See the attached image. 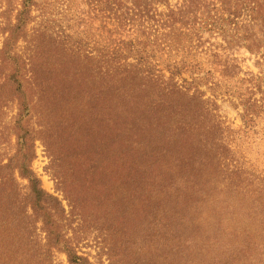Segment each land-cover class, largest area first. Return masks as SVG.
Returning <instances> with one entry per match:
<instances>
[{
    "label": "rangeland",
    "instance_id": "374dc122",
    "mask_svg": "<svg viewBox=\"0 0 264 264\" xmlns=\"http://www.w3.org/2000/svg\"><path fill=\"white\" fill-rule=\"evenodd\" d=\"M179 2L169 0L173 7ZM21 4L0 0V50ZM31 17L28 36L9 42L7 56L26 60L36 47L37 71L52 68L59 39L67 47L81 41L86 51L107 38L84 0H36ZM239 27L244 37L225 41L206 33L196 51L166 55L170 61L186 59L201 79L198 90L211 103L212 117L197 124L220 127L215 146L212 133L200 136L202 147L212 144L214 153L201 170L172 150L168 162H158L161 168L149 162L140 176L139 168L116 160L115 139L104 146L103 124L86 113L87 89L75 105L50 99L39 110L37 90L18 96L3 84L11 68L0 67V264H70L63 244L90 264H217L221 250L213 243L229 238L218 224L233 231L241 225L251 233L264 227L249 218L253 201L264 203V44L248 51L250 28L240 22ZM44 81L54 84L53 74ZM87 162L99 169L97 175L88 172ZM21 163L47 195L39 208L18 172ZM247 191L255 193L253 199ZM47 217L62 245L50 237Z\"/></svg>",
    "mask_w": 264,
    "mask_h": 264
},
{
    "label": "trees",
    "instance_id": "16d2710c",
    "mask_svg": "<svg viewBox=\"0 0 264 264\" xmlns=\"http://www.w3.org/2000/svg\"><path fill=\"white\" fill-rule=\"evenodd\" d=\"M84 1L90 8L91 18L102 21L106 41L85 51L81 41H74L71 47H67L66 41L59 39L52 68L37 71L34 61L36 47L29 50L26 60L16 55L7 56L8 43L27 37V26L32 22L36 0H22L16 22L10 27L0 50V67L11 68L3 77V84L11 87L18 96L30 88L37 90L35 101L39 110L50 99L52 102L54 99L62 100V105L72 101L75 105L85 98L81 89H87L91 107L86 113L103 124L102 132L106 134L104 146L108 147L109 140L115 139V148L119 149L116 160L131 169L139 168L140 176L145 174L143 168L149 162L155 163L153 167L161 168L158 162H168L165 156L172 150L177 157L179 152L183 153L182 162L188 160L201 170L202 165L209 161L210 154L213 161L214 153L210 147L212 144L207 145L208 149L207 146L202 147L205 144L202 145L200 136L212 133L211 140L215 141V146L221 136L220 127L197 124L206 117H212L208 107L211 103L198 90L201 79L193 71L194 65L186 59L170 61L166 55L170 57L175 52L177 56L181 50L191 51L192 48L196 51L206 33L222 36L225 41L227 38L244 37L240 36L239 22L250 28L246 39L251 42L247 50L260 51L264 44V0H180L174 7L169 0ZM61 34L58 33V38H63ZM67 38L72 39L70 36ZM50 74H53L55 83L45 86L43 78ZM185 74L188 78H183ZM48 87L53 91L47 90ZM50 92L58 95L52 97ZM247 103L245 101L243 105ZM82 113L83 107L79 115ZM249 113L246 108L244 114L248 116ZM95 131H100V128ZM175 131V138L167 135V132ZM204 141L207 142L208 137ZM91 163L88 172L97 175L99 169ZM18 172L28 180L34 207L39 208L46 193L24 163L20 164ZM244 195L253 199L255 193L250 195L247 191ZM258 195L262 194L258 192ZM262 200L253 201L254 213L249 215L251 225L264 226L261 222L264 221ZM46 225L52 227L49 235L55 244L62 245L50 217L46 218ZM218 227L227 231L229 238L225 244L223 239L213 243L221 250L215 257L217 264H264V227L252 233L241 225L235 231L224 228L223 224H218ZM62 246L70 264H90L66 244Z\"/></svg>",
    "mask_w": 264,
    "mask_h": 264
}]
</instances>
